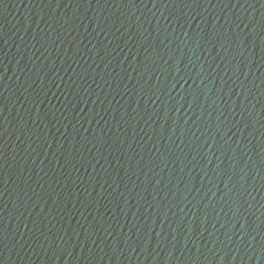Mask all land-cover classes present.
<instances>
[{"label":"water","instance_id":"95a60500","mask_svg":"<svg viewBox=\"0 0 264 264\" xmlns=\"http://www.w3.org/2000/svg\"><path fill=\"white\" fill-rule=\"evenodd\" d=\"M0 264H264V0H0Z\"/></svg>","mask_w":264,"mask_h":264}]
</instances>
